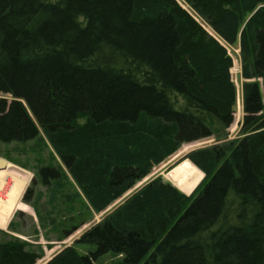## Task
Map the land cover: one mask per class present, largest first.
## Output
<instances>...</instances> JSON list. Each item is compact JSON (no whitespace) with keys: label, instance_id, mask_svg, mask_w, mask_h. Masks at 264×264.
<instances>
[{"label":"trees","instance_id":"16d2710c","mask_svg":"<svg viewBox=\"0 0 264 264\" xmlns=\"http://www.w3.org/2000/svg\"><path fill=\"white\" fill-rule=\"evenodd\" d=\"M184 2L215 35L178 0H0V143L54 153L3 155L33 172L21 200L36 238L70 235L183 143L226 130L239 47V137L181 158L203 172L194 190L156 177L42 264H264V0ZM7 229L0 264H35L41 246Z\"/></svg>","mask_w":264,"mask_h":264},{"label":"rangeland","instance_id":"374dc122","mask_svg":"<svg viewBox=\"0 0 264 264\" xmlns=\"http://www.w3.org/2000/svg\"><path fill=\"white\" fill-rule=\"evenodd\" d=\"M178 2L182 6L187 8L192 14H194V12L184 2V0H178ZM194 15L197 18V20L199 22H201L207 28V30L210 33L215 35V33L210 29V27L199 16H197L196 14H194ZM226 47H227L228 53L231 55V57L233 59V69L230 70V73H231L232 80L235 83V86L237 89L236 103H235L234 114H233V122L226 130L220 131L221 134H219V135L214 134V135H211L209 137H204V138H201V139H198L195 141L183 143L178 148V150L176 152H174L172 155L167 157L161 163L153 166V168L151 169V171L148 175H146L145 177H142L141 179H138L135 182V184L128 191H126L118 200L113 202L107 209H105L104 211H102L100 213H96V212L89 209L90 210V211H88L89 217L86 220V222L83 225L79 226L78 229H76L74 232H72L70 235H68L66 237L59 236V238H58L57 235L61 234V232L59 230L58 231L55 230L56 233L54 231H51V232H48L45 234L43 230L39 229L38 230V237L36 238L35 235H33V226H34V223L37 224V217L34 213L33 208H31L26 203L22 202V200H21L22 195H20L17 198L18 203L24 204L30 210L25 211L22 207H20L19 205L18 206L16 205V207L13 208L11 217H10L7 225L3 228H0V229H2L5 232H8L7 226L9 224V222L11 220L18 222L19 223V231L21 232V234L20 233H12V234L20 237L21 239L28 240V241L32 242L33 244H39V246H41V248L43 250V255L40 259H38L36 261L35 264H42L46 260L50 259L60 249H62L63 246L73 244L75 242V240L78 237H80V235L83 233V231L85 229H87L92 224L101 221V219H103L106 216V214L109 213L114 207H116L118 204L122 203L128 196H130L132 193H134L135 191L140 189L142 186H144L149 181L155 179L156 177H161V178H163V180L169 181L167 179V173H168V170L170 169L169 167H173L174 165L183 161V159H180V158L182 156H184L186 153H188L189 151L194 150V149L199 148V147H202V146H207V145L217 143L221 140H225V139L229 140V139L238 138L239 137V125H240V122L242 120V115H243V111H242V90H241V84L243 82V79L240 76V68H241L240 59H239L240 54H239V47H238L237 43L235 45H232V46L226 45ZM2 96L9 98V96L7 94L0 93V97H2ZM30 146H32V143H14V142L13 143H11V142L6 143V144L0 143V157L7 159L6 157L3 156V155H5V156L9 157L11 160L17 159L20 161H24L28 165H33L34 161H32V159L30 157L34 156L36 154V151L32 152L31 150H37V149H39V146H40L42 148V151L45 153V158L48 156L50 159H53L54 153L51 150V148L47 145V143L45 145L43 143L38 142L37 148H35V149H32ZM7 161L12 163V164H15L8 159H7ZM15 165H17V164H15ZM17 166H19V165H17ZM21 168H23L24 170L27 171L26 173L28 175V180H27L26 185L28 186L33 179V172L31 170L24 168V167H21ZM65 174H66V181H68L69 183L72 182L69 179L66 172H65ZM38 185H40V184L36 185L37 186L36 190L41 189V191H43L44 189ZM22 194H23V192H22ZM43 207H46V206H44V205L41 206V209L44 210ZM58 221L62 222V221H66V220L64 218H58L56 220V222H58ZM47 236H48V238H47ZM76 247L80 251H86V249H87V246L80 245V244L76 245ZM120 261H121V257L119 255H114V254L108 253V254L100 257L93 264H119Z\"/></svg>","mask_w":264,"mask_h":264},{"label":"bare ground","instance_id":"6f19581e","mask_svg":"<svg viewBox=\"0 0 264 264\" xmlns=\"http://www.w3.org/2000/svg\"><path fill=\"white\" fill-rule=\"evenodd\" d=\"M232 69L233 65L230 70ZM9 166V169L0 171V228L7 225L16 205H19L25 211L30 210L27 206L17 201L27 183L28 175L24 170L13 164ZM202 176L203 173L188 159H184L174 165L167 173V177L173 185L185 194H189L197 186Z\"/></svg>","mask_w":264,"mask_h":264},{"label":"water","instance_id":"95a60500","mask_svg":"<svg viewBox=\"0 0 264 264\" xmlns=\"http://www.w3.org/2000/svg\"><path fill=\"white\" fill-rule=\"evenodd\" d=\"M9 165L10 163L6 159L0 157V170L9 169L10 167Z\"/></svg>","mask_w":264,"mask_h":264},{"label":"crops","instance_id":"0c3cea01","mask_svg":"<svg viewBox=\"0 0 264 264\" xmlns=\"http://www.w3.org/2000/svg\"><path fill=\"white\" fill-rule=\"evenodd\" d=\"M167 179L169 180V178L167 177ZM171 181V180H170Z\"/></svg>","mask_w":264,"mask_h":264}]
</instances>
